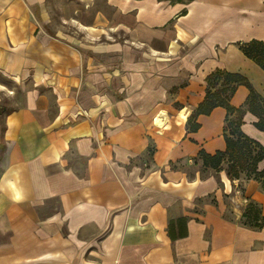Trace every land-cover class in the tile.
<instances>
[{
  "label": "crops",
  "instance_id": "obj_1",
  "mask_svg": "<svg viewBox=\"0 0 264 264\" xmlns=\"http://www.w3.org/2000/svg\"><path fill=\"white\" fill-rule=\"evenodd\" d=\"M109 4L88 26L100 33L49 46L23 1L0 0V264H264V229L244 224L251 201L264 217V183L230 179L227 162L204 179L174 168L227 149L225 108L196 117L197 132L174 113L196 112L213 71L264 97V70L240 50L264 42V0ZM249 95L240 86L231 102L264 146Z\"/></svg>",
  "mask_w": 264,
  "mask_h": 264
},
{
  "label": "trees",
  "instance_id": "obj_2",
  "mask_svg": "<svg viewBox=\"0 0 264 264\" xmlns=\"http://www.w3.org/2000/svg\"><path fill=\"white\" fill-rule=\"evenodd\" d=\"M240 50L264 70L263 41L253 40L244 43L240 45ZM207 83L206 99L189 118L187 128L190 132L199 131L201 125L197 123L196 117L210 115L218 107L225 108L228 112L224 132L227 149L224 152L219 151L215 155L202 150L198 158L204 159V166L214 170L221 169L222 165L227 162L228 176L232 180L241 179L242 174L245 173L248 179L264 183V170L260 171L258 168L259 163L264 161V146L243 132L245 111L242 108H236L231 102L238 88L246 86L250 91L246 105L249 111L258 117V122L255 123L256 127L264 132V97L257 92L244 75L239 73L217 69L207 77ZM250 204L251 209H247L244 213V224L257 229H264V217L260 205L253 201Z\"/></svg>",
  "mask_w": 264,
  "mask_h": 264
},
{
  "label": "rangeland",
  "instance_id": "obj_3",
  "mask_svg": "<svg viewBox=\"0 0 264 264\" xmlns=\"http://www.w3.org/2000/svg\"><path fill=\"white\" fill-rule=\"evenodd\" d=\"M25 3L27 11H31L34 17V34L40 38L42 33L48 34L49 46L55 45L59 40L63 41L65 45H72L77 43L74 41V37L77 34L78 27L94 26L92 19L97 14H102L106 18H110L114 12L109 2L112 0H21ZM179 2H191L193 0H174ZM81 23V26L79 25ZM37 29V30H36ZM47 30V32H46ZM53 48L54 50L56 48ZM4 82V81H2ZM222 84V83H220ZM7 88L12 85H2ZM12 88V87H11ZM12 90L13 96H17L16 107L21 104V97L18 94L19 89ZM7 93H9L7 91ZM6 106L9 102H4ZM164 110L166 108L161 107ZM179 118L178 112H174ZM181 121V119H179ZM163 131V129H161ZM174 168L181 170L188 178H199L210 174V168L204 166V159L196 158L192 161H186L179 163ZM206 202L217 203L216 198L211 195L205 199H197L194 204V212L197 214H203L202 207ZM229 205L226 216L229 218L233 217V203L229 198L226 199ZM251 202L248 203V208L251 209ZM213 204V203H212ZM258 209V206H256Z\"/></svg>",
  "mask_w": 264,
  "mask_h": 264
},
{
  "label": "bare ground",
  "instance_id": "obj_4",
  "mask_svg": "<svg viewBox=\"0 0 264 264\" xmlns=\"http://www.w3.org/2000/svg\"><path fill=\"white\" fill-rule=\"evenodd\" d=\"M200 1H202V0H200ZM84 29L89 31L92 34L100 33V31L94 27H85ZM189 116H190V112L180 111L178 123H180V124L187 123L189 120ZM179 119H181V121ZM167 120H168V115H167V112L164 110L158 111L156 113V115L154 116L155 125L160 129H164L167 126V124H166ZM135 180L140 181V178L138 175H136ZM158 199L163 204H170V203H174V202L178 201L180 198H178V197L166 198L164 196H161Z\"/></svg>",
  "mask_w": 264,
  "mask_h": 264
}]
</instances>
